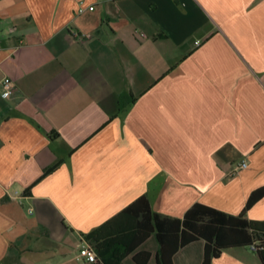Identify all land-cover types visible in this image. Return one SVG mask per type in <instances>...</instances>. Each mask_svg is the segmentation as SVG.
<instances>
[{
    "label": "crops",
    "instance_id": "1",
    "mask_svg": "<svg viewBox=\"0 0 264 264\" xmlns=\"http://www.w3.org/2000/svg\"><path fill=\"white\" fill-rule=\"evenodd\" d=\"M3 75L0 264H96L83 235L140 195L235 215L264 185V0H0ZM243 216L264 219V194ZM208 264L262 263L231 245Z\"/></svg>",
    "mask_w": 264,
    "mask_h": 264
},
{
    "label": "trees",
    "instance_id": "2",
    "mask_svg": "<svg viewBox=\"0 0 264 264\" xmlns=\"http://www.w3.org/2000/svg\"><path fill=\"white\" fill-rule=\"evenodd\" d=\"M54 165L44 171H49ZM264 194V185L247 196L241 210L227 214L214 207L193 202L181 218L153 212L147 199L140 195L114 215L86 232L83 237L95 253L96 264H122L121 259L150 233L157 242L154 258L157 264H172L171 254L181 245L196 238L204 240L201 264H208L222 247L256 243L251 249L264 264V219L251 220L244 211ZM261 245V248H258ZM147 251L132 255L136 263L147 260Z\"/></svg>",
    "mask_w": 264,
    "mask_h": 264
},
{
    "label": "built area",
    "instance_id": "3",
    "mask_svg": "<svg viewBox=\"0 0 264 264\" xmlns=\"http://www.w3.org/2000/svg\"><path fill=\"white\" fill-rule=\"evenodd\" d=\"M91 5H88V8H91ZM82 7L79 5L78 10H80ZM262 85L264 87V80L262 82ZM12 91V85H11V80L9 78V76L7 75H3L0 78V94L1 95H7L9 93H11ZM245 165V161L244 160H240V162L238 163V167H243ZM256 243H252L248 246V248L252 249L254 247ZM261 245H258V248H261ZM78 253L84 257L85 260L87 261H95V253L92 250L91 247H89L88 245H83L82 247L79 248Z\"/></svg>",
    "mask_w": 264,
    "mask_h": 264
},
{
    "label": "rangeland",
    "instance_id": "4",
    "mask_svg": "<svg viewBox=\"0 0 264 264\" xmlns=\"http://www.w3.org/2000/svg\"><path fill=\"white\" fill-rule=\"evenodd\" d=\"M197 42H198L197 40L194 41L195 44H196Z\"/></svg>",
    "mask_w": 264,
    "mask_h": 264
}]
</instances>
